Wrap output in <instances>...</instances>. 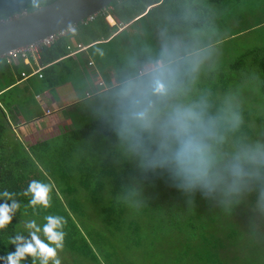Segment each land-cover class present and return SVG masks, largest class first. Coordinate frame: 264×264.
I'll return each mask as SVG.
<instances>
[{"label": "trees", "instance_id": "16d2710c", "mask_svg": "<svg viewBox=\"0 0 264 264\" xmlns=\"http://www.w3.org/2000/svg\"><path fill=\"white\" fill-rule=\"evenodd\" d=\"M53 1L0 0V18L32 12ZM168 1L179 2L115 0L97 14L93 24L80 23L76 29L78 33L83 29L85 42L99 41L117 30V25L106 19L107 14H120L122 24L130 23L143 18L150 7ZM197 5L190 2L184 4L183 13H171V24L184 20L192 24L189 26H200L203 13L206 18L210 14ZM117 6L121 8L116 12ZM125 31L129 33L127 28ZM70 37L61 36L41 50V62L50 65L45 66L40 79L53 89L64 79L56 67L71 54ZM5 65L0 70L2 77H8L0 87V191L15 193L20 208L12 222L0 228V256L15 251L12 237L28 236L29 220L43 225L44 217L51 214L66 220L65 246L58 252L61 264H264V207L258 185H252L237 204L229 206L216 197L182 192L173 186L166 172L142 170L126 153L116 132V120L79 114L83 111L80 109L71 116L68 113L65 121L56 117L52 122L54 110L48 108L51 122L24 138L15 128L18 122L12 113L14 104L7 98L13 94L15 76L31 71V65L20 60L16 74L6 61ZM221 68L225 74L220 75V82H211L212 87L193 98L204 97L212 111L231 106L240 112L241 128L230 139L264 141V56L257 57L256 51L249 50ZM245 68H257L254 77L259 88L252 86L248 96L254 103L250 105L254 109L251 113L227 97L248 76L244 75ZM127 74L125 67L119 71L120 83L132 77ZM222 92L224 98L219 95ZM51 126L61 128L50 131ZM32 180L52 185L49 208L37 206L34 210L29 205L31 197L23 193ZM40 236L44 239L42 233ZM22 264H39V259L34 261L28 256Z\"/></svg>", "mask_w": 264, "mask_h": 264}, {"label": "clouds", "instance_id": "9594fccd", "mask_svg": "<svg viewBox=\"0 0 264 264\" xmlns=\"http://www.w3.org/2000/svg\"><path fill=\"white\" fill-rule=\"evenodd\" d=\"M116 97L117 135L142 170H163L178 190L219 198L224 206L237 204L256 184L264 207V141L230 139L241 128L240 112L231 106L212 111L204 97L188 98L179 66L167 52L147 78L123 80ZM51 191V184L32 180L23 194L30 195L34 210L47 209ZM14 196L0 191V228L11 223L20 208ZM44 220L43 225L29 220L28 236L12 237L15 251L0 256V261L22 264L31 256L39 264H61L58 252L65 246L66 220L51 214Z\"/></svg>", "mask_w": 264, "mask_h": 264}, {"label": "rangeland", "instance_id": "374dc122", "mask_svg": "<svg viewBox=\"0 0 264 264\" xmlns=\"http://www.w3.org/2000/svg\"><path fill=\"white\" fill-rule=\"evenodd\" d=\"M178 1H168L169 3L151 10L143 18L138 19L135 22V26L133 25L131 27L129 25L130 31L128 34L127 31L122 32L112 44L109 43L106 45L107 52L101 55L103 57V59L100 58L102 61L96 58L95 65L86 67L87 72L91 74L89 82L81 83L80 76L73 75L76 80L73 81L68 78L66 81L63 80L60 84H57V93L62 94L63 92L70 91L78 85L81 91L79 93V99L83 100L77 105L80 106L82 103L81 110L83 111L80 110L81 112L79 114L82 113L86 116H93L94 118L106 116L117 121L119 102L116 97V92L121 83L100 94L96 93L97 90L95 91L96 94H93V92L90 94L88 91L89 89H94L99 75V77H105L107 75L111 79L110 73L121 71L124 67L126 73H128L127 75L129 73L131 74V78H147L152 71H147L146 74L138 76L137 69L139 64L137 57H141L144 54L149 56L151 54L156 58L157 56H162L163 51L164 53L167 52L172 59L177 60L176 62L181 72L182 82L189 89L188 98H193L201 95L203 90L207 91L208 88L212 87L211 82L215 84L220 82L219 79H222L220 75L225 71L221 67L228 66V64L234 62L249 50L256 51L257 57L264 56V0ZM190 2L199 4L201 6L200 8L205 7L203 12H207L210 16L206 18L205 13H203V22H200V26H189L191 23H186L184 20L172 25L169 15L171 13H175V15L178 13L181 14V12L183 13L185 9L184 4ZM119 8L121 7L117 6L116 12L119 11ZM111 14L115 17V24L117 25L119 16L121 15H115L114 12ZM208 22L210 26H208ZM89 24H93V22L91 21ZM82 32L83 29L81 30V35H83ZM127 36L133 38L132 44H129L130 39ZM162 37L164 41L158 42ZM97 48L100 47L96 46L93 54L96 53ZM100 65L101 67L106 66V69L103 70L104 73L100 72L97 75L95 70L100 68ZM5 66V60L1 57L0 70L5 68ZM127 66H130V68L127 69ZM256 69L252 68L251 70L245 68L244 75H248L244 78L246 83H243V79L236 86V91H231L227 95L230 101L238 104L250 113L254 112V109H252L253 106H250L254 103L248 98L249 90L252 86L259 88V83L254 77ZM7 78V76L2 77L0 75V87L6 84ZM28 85L29 88L31 87L29 91H26L24 88L20 90L13 89L12 94L14 95L12 102L14 104V111L12 113L14 118L20 119L19 121L21 122L38 116L37 113L42 110L41 104H43V101L37 104L36 97L31 91L39 90L45 86L44 81L38 77H34L29 80ZM203 85L204 88L201 90ZM88 94L90 95L86 97ZM219 95L224 98L223 92ZM87 105H90V107L86 108ZM77 106L76 108L74 106L69 107L70 116L75 114L80 108ZM261 110L264 114V109ZM57 117L62 119L64 114L59 113ZM44 124L46 126L49 122L47 121ZM60 128V126H51L49 130L57 131Z\"/></svg>", "mask_w": 264, "mask_h": 264}, {"label": "crops", "instance_id": "0c3cea01", "mask_svg": "<svg viewBox=\"0 0 264 264\" xmlns=\"http://www.w3.org/2000/svg\"><path fill=\"white\" fill-rule=\"evenodd\" d=\"M160 6H162V5L159 4L155 7H150L146 11V13H144L143 15H147L150 12V9L154 10ZM106 17H107L106 19L108 20V22H110V23L116 22V19L112 14H107ZM139 19H140V17H139ZM137 20H134L130 23H124L123 25H125V26H119V23L121 22L119 19L117 26H116L117 30L112 32L111 36H109L107 38L101 37L102 38L101 40L95 41L92 43L85 42L83 40L81 33H78V31L76 29V31L74 33H72L71 37H70L69 48L71 49V54L69 55V57H66L64 59L63 63L57 65V67H56L57 73L64 76L63 80H65V81L68 78H70L71 80L74 81V80H76V78L73 75H78V76H80V80H81L80 82L81 83L89 82V79L91 78V74H89L87 72L86 67L90 66V65H95L96 58L98 60L102 61L101 59H103V57H101V55H104L107 52V48H106L107 46L106 45H108L109 43L112 44L121 35V34L119 35V33H121L124 28H127L129 30V25L131 27H133V25L135 26V24H136L135 22ZM169 26H171V25H169ZM72 35H73V37H72ZM74 35H76V37H74ZM163 41L164 40L162 37L158 42H163ZM130 42L132 43L133 39H130L129 43ZM96 46L100 47V48H97L96 53L93 54V50L95 49ZM98 49H100V50H98ZM163 53H164V51H163ZM137 60H138V64H139V67L137 69V74H138V76H142L139 74V70H143L144 74H146V72L149 71V69L154 70L156 67V64L158 62L162 61V56H157L156 58H154L151 54L149 56L144 54L141 57H137ZM173 60H175V59H173ZM19 61H16V62H13L12 64H10L11 65L10 68L12 69L13 74L17 73L16 64H18ZM41 64L44 68H45V66L47 67L50 65V64L44 65L42 62H41ZM30 65H31L30 66L31 71H29V72L27 70L23 71V72H26L25 76H22V77L15 76V82L12 83V85H11L12 91H13V89L20 90L21 88H24L26 91L27 90L29 91L31 89V87L29 88V85H28L29 80L34 78V77H38L39 79L41 78L39 76V74L34 73L33 68L36 65H34V64H30ZM44 68H43V70H44ZM104 69H106V66L101 67V65H100V68H97L95 71L97 72V75H98V73L103 72ZM42 72H44V71H42ZM110 74H111V79H109L107 75L105 77L104 76L99 77L100 76L99 75L98 76V82L95 85L94 89H89L88 92H90V94H91V92H93V94H94L96 90L97 91L100 89L103 90L102 88H104V87H111V86L114 87V86H117L118 84H120V78L118 75L119 71H116L115 73L112 72ZM102 82H104V85L101 84ZM58 84H60V83H58ZM55 85L56 86L54 89H53V86L45 85V86L41 87L39 90H32L31 91V93L34 94L36 97L37 104H39L40 101H43V104H41L42 110L39 113H37L38 116L30 118L29 120H27L25 122L24 121L21 122V121H19L20 119H16L18 124H17V126H15V128H16V130L20 136L27 138V135H29L30 133L36 132L39 129V126L45 125L44 124L45 122L48 121L50 123L51 122L50 117L52 115H54L55 112H57V113H55V116L52 118V122L55 121L57 114H59V113L64 114V117L61 120L65 121V119L69 113V107L74 106V108H76L78 103L80 101L81 102L83 101V100L79 99V93L81 91L79 90L77 84H76L77 87L75 86L70 91L63 92L62 94L57 93L58 85L57 84H55ZM100 85H102V87ZM11 94L12 93H10L9 98H7V99L9 101L13 102L14 95H11ZM90 94L86 95V97L89 96ZM81 105H82V103H81ZM81 105L77 106V107H80L79 108L80 110H81ZM48 108H51L54 110L53 113H51L52 115L50 117H47V115H50V114H46V110ZM45 117H46V119H44ZM12 120L14 121V119H12Z\"/></svg>", "mask_w": 264, "mask_h": 264}, {"label": "water", "instance_id": "95a60500", "mask_svg": "<svg viewBox=\"0 0 264 264\" xmlns=\"http://www.w3.org/2000/svg\"><path fill=\"white\" fill-rule=\"evenodd\" d=\"M115 0H54L32 12L0 18V58L13 48L41 42L99 14Z\"/></svg>", "mask_w": 264, "mask_h": 264}, {"label": "built area", "instance_id": "2783aa9c", "mask_svg": "<svg viewBox=\"0 0 264 264\" xmlns=\"http://www.w3.org/2000/svg\"><path fill=\"white\" fill-rule=\"evenodd\" d=\"M23 13H27V11H24ZM96 16H97V14H94V15L87 17L83 21V23H89V22L95 20ZM119 26H125V25H123L120 22ZM75 31H76V26H71L65 30L60 31L59 33L52 34V35L46 37L44 40H42L41 42H38L36 44L28 45V46H24V47L13 48V49L9 50L8 52H6L3 56V58L5 59L7 64H12L13 62H16L19 60H23L27 64H34V65H36L33 68L34 73H37V74H39L40 77H42V75H43L42 71L44 68L41 64V58H42L41 50H42V48L47 44L53 43L57 38H59L61 36H67L68 34H72ZM139 74L143 75L144 71L139 70ZM22 75L25 76L26 72H22ZM101 84L103 85L104 82H102ZM46 113L50 114L51 110H47Z\"/></svg>", "mask_w": 264, "mask_h": 264}]
</instances>
